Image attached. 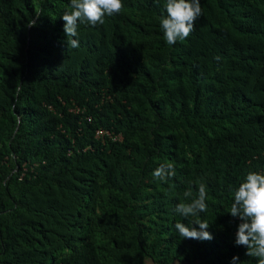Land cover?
<instances>
[{
	"label": "trees",
	"instance_id": "16d2710c",
	"mask_svg": "<svg viewBox=\"0 0 264 264\" xmlns=\"http://www.w3.org/2000/svg\"><path fill=\"white\" fill-rule=\"evenodd\" d=\"M122 2L71 48L70 0H0V264H257L229 212L264 174V0H200L174 45L166 0ZM199 183L211 240L174 227Z\"/></svg>",
	"mask_w": 264,
	"mask_h": 264
},
{
	"label": "clouds",
	"instance_id": "9594fccd",
	"mask_svg": "<svg viewBox=\"0 0 264 264\" xmlns=\"http://www.w3.org/2000/svg\"><path fill=\"white\" fill-rule=\"evenodd\" d=\"M70 5L71 9L61 18L65 22L63 31L67 37L66 43L71 48L80 46L79 40L76 39L78 23H87L93 27L102 25L106 16L119 14L123 8L122 0H70ZM164 7L167 15L160 16V28L167 44L174 45L178 40L186 39L194 30L197 19L202 15L201 3L200 0H166ZM28 26H35V20L29 21ZM152 175L167 182L168 178L175 176L174 165L161 164ZM232 195L233 203L229 214L241 221L235 243L244 246L247 249L245 255L256 258L257 264H264V174L248 172ZM183 197L184 199L175 206V212L185 218L191 216L196 219L190 226L176 222L175 229L183 239H213L207 231L209 224L199 218L200 213L207 211V191L204 183H199L195 196L189 188L183 193ZM238 259L239 257H233V264Z\"/></svg>",
	"mask_w": 264,
	"mask_h": 264
},
{
	"label": "built area",
	"instance_id": "2783aa9c",
	"mask_svg": "<svg viewBox=\"0 0 264 264\" xmlns=\"http://www.w3.org/2000/svg\"><path fill=\"white\" fill-rule=\"evenodd\" d=\"M95 137L98 139L107 138V139H110L112 141H121L122 140L121 135H116V134H114V133H112L106 129L105 130H103V129L97 130L95 133Z\"/></svg>",
	"mask_w": 264,
	"mask_h": 264
},
{
	"label": "rangeland",
	"instance_id": "374dc122",
	"mask_svg": "<svg viewBox=\"0 0 264 264\" xmlns=\"http://www.w3.org/2000/svg\"><path fill=\"white\" fill-rule=\"evenodd\" d=\"M147 264H150V263H147Z\"/></svg>",
	"mask_w": 264,
	"mask_h": 264
}]
</instances>
